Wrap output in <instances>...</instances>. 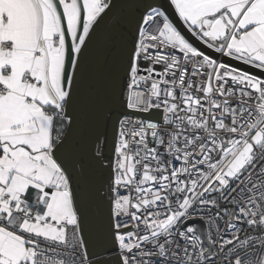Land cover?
I'll list each match as a JSON object with an SVG mask.
<instances>
[{
  "label": "snow or ice",
  "instance_id": "6c2138e0",
  "mask_svg": "<svg viewBox=\"0 0 264 264\" xmlns=\"http://www.w3.org/2000/svg\"><path fill=\"white\" fill-rule=\"evenodd\" d=\"M0 264H264V0H0Z\"/></svg>",
  "mask_w": 264,
  "mask_h": 264
},
{
  "label": "water",
  "instance_id": "95a60500",
  "mask_svg": "<svg viewBox=\"0 0 264 264\" xmlns=\"http://www.w3.org/2000/svg\"><path fill=\"white\" fill-rule=\"evenodd\" d=\"M154 3H158L161 5H165V0H153ZM170 19L173 21L174 26L178 28L179 31L182 32L185 37L192 42L198 49L203 50L205 53L211 55V56H216L214 52H211L209 49H207L204 45H202L199 41H197L194 37L191 36L190 33L186 31V29L183 27L182 23L178 21V18L175 17V15L172 13V11L168 12Z\"/></svg>",
  "mask_w": 264,
  "mask_h": 264
}]
</instances>
